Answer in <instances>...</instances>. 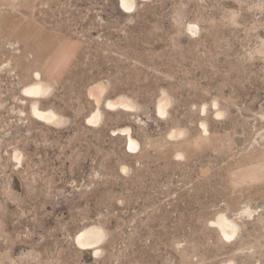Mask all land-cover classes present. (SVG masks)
Segmentation results:
<instances>
[{"label": "rangeland", "instance_id": "374dc122", "mask_svg": "<svg viewBox=\"0 0 264 264\" xmlns=\"http://www.w3.org/2000/svg\"><path fill=\"white\" fill-rule=\"evenodd\" d=\"M0 264H264V0H0Z\"/></svg>", "mask_w": 264, "mask_h": 264}, {"label": "bare ground", "instance_id": "6f19581e", "mask_svg": "<svg viewBox=\"0 0 264 264\" xmlns=\"http://www.w3.org/2000/svg\"><path fill=\"white\" fill-rule=\"evenodd\" d=\"M122 3L124 6H126V8L131 9L133 6L135 8L136 0H122ZM37 76H38V80L35 81L34 83L30 84L26 90H28L30 93L40 94V95L45 93L46 91L48 93L49 92L48 89L49 88L51 89L50 84L48 82L41 80L39 73H37ZM107 88H108V83L106 81H99V82L94 83L89 88V93H90V95L95 97V99L98 101V103H100L103 99L105 92L107 91ZM166 93L163 94V96L159 102V107L162 109H165V107L167 106V104L170 101V96ZM37 103L38 102H36L34 105V112L38 116H40L41 118L48 120L50 122H55V123L60 122L65 118L63 115H61L60 113H58L54 109H46V110L40 109ZM108 104L111 106H123V107H129V108H133L136 105L135 102L133 101V99H131L125 95H121L115 99L109 100ZM98 111L96 110V112L93 113L92 119H94V120L98 119L99 113H100ZM121 130L128 133L129 131H131V127H129V126L124 127ZM176 133H179V132L176 131ZM180 133H182V132H180ZM129 135H130L129 136V138H130V144L129 145L132 147L139 146L138 140H136L132 136L131 133ZM217 223L220 226L222 232L228 237L233 236L239 230V225L233 219H230L229 217H227L224 214H222L218 217ZM104 235H105L104 229L101 226L92 225L90 227H87L85 230H83L82 232L79 233L78 240L82 244L92 246V245H95V243H97L100 239H102L104 237Z\"/></svg>", "mask_w": 264, "mask_h": 264}]
</instances>
